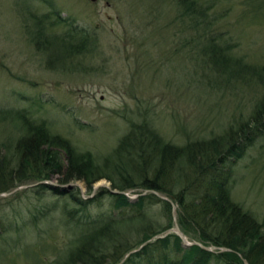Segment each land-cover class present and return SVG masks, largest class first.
Returning a JSON list of instances; mask_svg holds the SVG:
<instances>
[{"label":"rangeland","instance_id":"obj_1","mask_svg":"<svg viewBox=\"0 0 264 264\" xmlns=\"http://www.w3.org/2000/svg\"><path fill=\"white\" fill-rule=\"evenodd\" d=\"M199 1L210 6L206 33L230 41L234 57L264 63V7L256 8L264 0ZM49 12L58 14L51 15L58 19L56 25L39 28L37 36L31 14ZM83 31L94 38L86 46L89 53L68 46ZM201 32L195 19L182 18L178 0H0V110L26 108L52 133L99 161L110 156L131 123L147 121L175 144L219 136L236 121L250 119L263 87L255 79L220 81L203 63L198 46L202 37H197ZM49 34L65 36L67 44L45 49ZM19 126L10 116L0 115V142L19 137ZM232 168L233 200L264 224V138L255 140ZM48 183L59 185L58 175ZM70 184L84 198L97 195L102 187L111 188L105 178L96 181L90 193L82 181ZM23 186L0 194V209L9 219L28 202H38L30 191L23 192L33 187ZM137 192L148 193L139 187L126 193L134 197ZM159 194L175 211L172 228L179 227L172 196ZM60 198L46 191L42 200ZM113 200L102 194L90 210L134 211L129 206L118 209ZM147 209L164 225L167 213L162 202ZM55 236L47 241L62 245L61 231ZM186 238L199 241L193 232ZM45 257L52 255L47 252ZM25 263L23 257L17 258L16 264Z\"/></svg>","mask_w":264,"mask_h":264},{"label":"trees","instance_id":"obj_2","mask_svg":"<svg viewBox=\"0 0 264 264\" xmlns=\"http://www.w3.org/2000/svg\"><path fill=\"white\" fill-rule=\"evenodd\" d=\"M178 2L182 18L195 19L196 29L202 30L197 37H202L198 46L203 63L220 81L255 79L261 83L263 91L250 119L236 121L219 136L182 144L164 140L147 121L131 123L110 156L99 161L68 138L52 133L26 108L1 109L0 115L14 119L22 133L13 142H0V193L33 183V188L23 192L30 191L38 202H28L11 219L0 209V264H16L19 256L27 260L25 264H244V260L264 264V224L232 198V163L255 140L264 138V63L234 57L230 41H220L211 31H204L211 25L209 5L199 0ZM261 6L263 2L256 4L257 9ZM54 14H31L37 36L39 28L56 25ZM46 37L45 49L67 44L65 36ZM75 39L68 44L71 49L90 52L86 46L94 38L86 31ZM54 175H58L59 185L48 183ZM102 178L110 181L112 190L127 192L139 187L148 193L137 192L134 201L102 187L97 195L84 198L77 187L68 186L71 181H82L90 193ZM46 191L62 198L44 202ZM152 191L172 196L185 236L193 232L198 242L217 249L185 246L172 230V205ZM105 193L118 209L129 206L134 211L92 213L91 203ZM158 202L167 213L164 225L147 209ZM60 231L62 245L47 241ZM221 247L229 250L220 251ZM47 252L52 258L46 259Z\"/></svg>","mask_w":264,"mask_h":264},{"label":"water","instance_id":"obj_3","mask_svg":"<svg viewBox=\"0 0 264 264\" xmlns=\"http://www.w3.org/2000/svg\"><path fill=\"white\" fill-rule=\"evenodd\" d=\"M90 1H96V0H90ZM30 186H34V184H30V185H24L23 188H26V187H30ZM68 186H71V184H69ZM108 190L111 192V193H120V194H125L130 200H133V198H137L138 195L134 196V197H130L128 196L125 192L123 191H117V190H112L111 188H108ZM152 193L156 194L157 196H159L160 198L162 199H165V200H168L166 199L165 197L161 196L158 192L156 191H152ZM1 194V193H0ZM174 208V207H173ZM172 215L174 216L175 215V211L174 209L172 210ZM173 231H175V233L180 237V239L182 240V243L185 245V246H189V245H192V244H197L199 245L201 248H203L204 250H207V251H215L217 249V247L215 246H208V245H204L200 242H197V241H194V242H189L187 239H186V236L184 235V233L180 230V228L175 224V227L172 228ZM145 243L141 244L139 246V248H141ZM225 250H229L228 248L226 247H221L220 248V251H225ZM134 251V250H133ZM128 255V254H127ZM126 255V256H127ZM125 256V257H126ZM244 264H247L246 260H244Z\"/></svg>","mask_w":264,"mask_h":264}]
</instances>
